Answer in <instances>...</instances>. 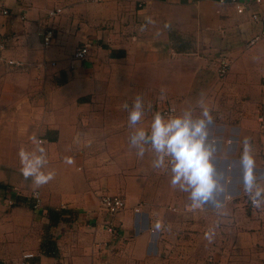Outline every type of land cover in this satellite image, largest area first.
Returning <instances> with one entry per match:
<instances>
[{
    "label": "crops",
    "instance_id": "obj_1",
    "mask_svg": "<svg viewBox=\"0 0 264 264\" xmlns=\"http://www.w3.org/2000/svg\"><path fill=\"white\" fill-rule=\"evenodd\" d=\"M239 2L250 4L241 15L228 0H0L8 12L0 15V264H22L25 254L31 264H264V210L250 207L239 164L250 137L264 183V0ZM55 8L60 15L48 21ZM85 46V59L75 60ZM220 59L229 63L222 78ZM202 94L231 196L224 217L210 206L191 209L170 174L152 167L153 153L141 159L129 145L123 104L135 95L147 131L156 112L191 107L198 116ZM34 135L46 150L44 171L55 172L40 188L24 179L18 157L21 147L35 149ZM105 195L125 208L111 217L99 204ZM163 244L182 253L162 252Z\"/></svg>",
    "mask_w": 264,
    "mask_h": 264
},
{
    "label": "clouds",
    "instance_id": "obj_2",
    "mask_svg": "<svg viewBox=\"0 0 264 264\" xmlns=\"http://www.w3.org/2000/svg\"><path fill=\"white\" fill-rule=\"evenodd\" d=\"M146 22L154 23L151 18H146ZM144 27L142 25L141 30ZM159 99H166L165 89H161ZM198 107V116L194 115L195 110L191 107L184 109L180 115L167 118L156 112L150 130L146 131L139 127L145 115V103L141 96L135 95L131 106L127 102L123 104V108L128 110V125L133 129L129 145L136 150L138 158L142 159L146 151L153 153L152 167L170 174V186L188 194L191 209L198 210L210 206L217 216L224 217L228 215L226 202L231 196L224 176L216 165L222 150L219 141L210 131L215 118L203 94L198 101ZM31 139L36 145L33 151H27L23 147L18 151L20 172L25 180L31 178L34 187L40 188L55 178V172L44 171L48 160L46 150L42 146L43 141L35 135ZM242 143L239 164L242 169L243 192L255 209L264 210V183L257 175L253 143L250 137H245ZM223 155L227 158L226 152ZM72 162L71 157L65 158V163ZM161 229L162 224L157 222L155 230ZM205 239L211 243L213 230L205 233Z\"/></svg>",
    "mask_w": 264,
    "mask_h": 264
},
{
    "label": "built area",
    "instance_id": "obj_3",
    "mask_svg": "<svg viewBox=\"0 0 264 264\" xmlns=\"http://www.w3.org/2000/svg\"><path fill=\"white\" fill-rule=\"evenodd\" d=\"M78 1L83 4H90V3H98L100 0H78ZM219 2L221 4H225L226 0H219ZM255 2L260 3V0H255ZM228 3L232 4L235 7L236 12L240 15L245 13L247 8L250 7L249 3L239 2V0H228ZM60 13H61V9L59 8H55L49 11L47 14L48 21H52L56 19L60 15ZM0 15L7 16L8 15L7 10L1 8ZM251 19L254 22L260 21V18L256 13L251 14ZM53 37H54L53 28L52 27L47 28V30L42 34L43 45L46 47L51 45V42L53 41ZM259 39L260 36H255L254 38H252L251 41L249 42V46L253 45ZM87 53H88V46H85L84 48L77 50L74 53L73 58L75 60L82 61L85 59ZM7 64L16 68L22 67V63L19 61H7ZM228 67H229L228 61L226 59H220L216 68L217 75L220 78L224 77L227 73ZM161 114L164 115L165 117H169L171 116V111L163 110ZM32 198L34 200L33 209L34 210L39 209L41 206V200L39 194L37 192L32 193ZM9 204H11V202H9ZM99 204L101 209L105 211L107 214H109L111 217L118 215L125 208L124 199L118 196H110V195L102 196L100 197ZM249 205L251 208L255 209L251 205L250 201H249ZM106 230L110 234L114 233V229L110 225L106 226ZM31 258L32 255L30 254L23 255L22 264H31L28 262V260Z\"/></svg>",
    "mask_w": 264,
    "mask_h": 264
},
{
    "label": "rangeland",
    "instance_id": "obj_4",
    "mask_svg": "<svg viewBox=\"0 0 264 264\" xmlns=\"http://www.w3.org/2000/svg\"><path fill=\"white\" fill-rule=\"evenodd\" d=\"M174 226L176 227L178 225H174ZM177 230H179V229H177ZM177 230L174 231L172 234L171 233L168 234V235H170V237L167 238L168 241L171 240V238H172L171 235H173V237H174L175 235L181 233V230H179V231H177ZM167 240L166 239H163L162 242H164V244H165V243L168 242ZM164 244H163L162 252H165V253L166 252H172V253L176 254L177 257L182 253V248L180 246H174V247L171 246L172 249L171 248H167V250H166V246H164ZM169 249H170V251H169ZM182 262H183L182 260H179V261H175L174 263L175 264H182Z\"/></svg>",
    "mask_w": 264,
    "mask_h": 264
}]
</instances>
